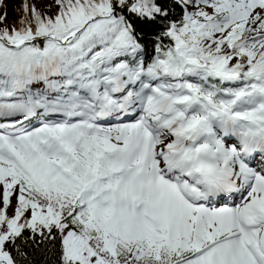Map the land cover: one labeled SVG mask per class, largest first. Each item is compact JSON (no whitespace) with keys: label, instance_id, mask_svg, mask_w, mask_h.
Instances as JSON below:
<instances>
[{"label":"snow or ice","instance_id":"1","mask_svg":"<svg viewBox=\"0 0 264 264\" xmlns=\"http://www.w3.org/2000/svg\"><path fill=\"white\" fill-rule=\"evenodd\" d=\"M14 11L0 264H264V0Z\"/></svg>","mask_w":264,"mask_h":264},{"label":"trees","instance_id":"2","mask_svg":"<svg viewBox=\"0 0 264 264\" xmlns=\"http://www.w3.org/2000/svg\"><path fill=\"white\" fill-rule=\"evenodd\" d=\"M6 7L0 8V13L7 11L8 13V24L11 25L13 20L16 19V13L14 9L18 8L20 0H4Z\"/></svg>","mask_w":264,"mask_h":264}]
</instances>
